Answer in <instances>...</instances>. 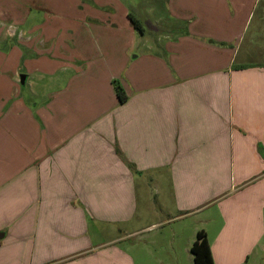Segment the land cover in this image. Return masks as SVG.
<instances>
[{
    "label": "crops",
    "instance_id": "crops-1",
    "mask_svg": "<svg viewBox=\"0 0 264 264\" xmlns=\"http://www.w3.org/2000/svg\"><path fill=\"white\" fill-rule=\"evenodd\" d=\"M253 3L165 0L142 30L127 0L20 3L41 15L0 92V264H133L111 231L146 207L192 260L203 231L214 264H264V63L236 51Z\"/></svg>",
    "mask_w": 264,
    "mask_h": 264
},
{
    "label": "rangeland",
    "instance_id": "rangeland-1",
    "mask_svg": "<svg viewBox=\"0 0 264 264\" xmlns=\"http://www.w3.org/2000/svg\"><path fill=\"white\" fill-rule=\"evenodd\" d=\"M164 1L127 0V7L145 27L146 20H153L156 16L166 17ZM11 2V0H0V80L2 82L0 92L2 96L7 95L6 82L11 78V72L14 71V67L23 65L27 53L24 40L20 36L22 32L25 33L29 29L22 20L26 13L39 18L41 15V9L34 8L32 11L20 4L23 0L21 2L17 0L14 7L10 5ZM10 31L13 33L9 35ZM13 47H16L19 55L17 52H10ZM248 49L254 52L251 63H264V0H254L248 16H243L236 22V51L242 53ZM24 92L27 97H32L28 88L24 87ZM164 219L165 217L162 216H154V213L146 207V213L141 217L142 223H137L135 215L128 225L113 227L111 236H120L114 245L128 248L133 264H194L189 252H186L182 245L171 241L169 224ZM152 223H154L153 227L140 229L141 226ZM125 228L127 231H124Z\"/></svg>",
    "mask_w": 264,
    "mask_h": 264
},
{
    "label": "trees",
    "instance_id": "trees-1",
    "mask_svg": "<svg viewBox=\"0 0 264 264\" xmlns=\"http://www.w3.org/2000/svg\"><path fill=\"white\" fill-rule=\"evenodd\" d=\"M129 18L135 28H137L138 30L143 29L142 24L132 13H129ZM112 84L119 101L124 102L127 98V95L120 82L116 79H113ZM190 251L193 255L194 264H214L210 252V247L203 231L197 232Z\"/></svg>",
    "mask_w": 264,
    "mask_h": 264
},
{
    "label": "water",
    "instance_id": "water-1",
    "mask_svg": "<svg viewBox=\"0 0 264 264\" xmlns=\"http://www.w3.org/2000/svg\"><path fill=\"white\" fill-rule=\"evenodd\" d=\"M20 81L24 82V75L23 74L20 75Z\"/></svg>",
    "mask_w": 264,
    "mask_h": 264
}]
</instances>
